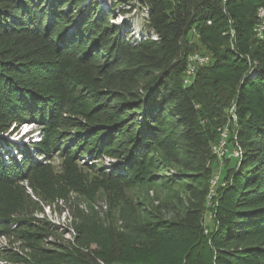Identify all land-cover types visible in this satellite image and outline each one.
Listing matches in <instances>:
<instances>
[{"label": "trees", "instance_id": "1", "mask_svg": "<svg viewBox=\"0 0 264 264\" xmlns=\"http://www.w3.org/2000/svg\"><path fill=\"white\" fill-rule=\"evenodd\" d=\"M111 1L0 0V132L33 123L41 134L30 148L0 139V185L16 187L49 163L30 151L117 158L121 172L103 176L142 180L158 146L189 179L178 209L148 216L133 227L140 236L76 223L75 241L50 253L40 244L58 236L51 222L2 216L0 237L20 226L40 242L0 255L9 264H264V38L253 30L264 0ZM132 3L142 16L138 36L125 21L132 7L121 6ZM198 51L209 62L188 84V58ZM224 126L219 158L213 146ZM215 166L223 169L212 189Z\"/></svg>", "mask_w": 264, "mask_h": 264}, {"label": "rangeland", "instance_id": "2", "mask_svg": "<svg viewBox=\"0 0 264 264\" xmlns=\"http://www.w3.org/2000/svg\"><path fill=\"white\" fill-rule=\"evenodd\" d=\"M88 1L85 0V3ZM97 1L104 7H109L112 2L111 0ZM121 6L132 7V12L127 14L125 21L134 22L136 30L132 33L138 36L142 16L139 11L136 12L137 5L132 3L130 5L121 4ZM112 21L121 23L122 18L115 13ZM72 74L81 75L79 70L76 74ZM234 116L233 114V119ZM38 130L37 124L33 123H22L16 127L12 125L0 132V139H7L16 146L30 148L31 143L40 140L41 134L35 135V139L32 137L27 139V136L35 134ZM13 152L16 153L15 150ZM30 153L37 163L41 165L44 162L49 163L42 169L33 171L31 180L18 179V187L0 185V218L2 216H7L12 220L24 218L31 222L43 219V221H37L40 226L46 221L51 222V229L55 230L54 234L58 236L48 235L40 244L45 249H49L48 253L52 249H58L61 243L75 241L77 230L74 229V224L76 223L92 225L94 226L92 230H99L102 226L119 233L120 237L140 236V234H135L136 230H133V227L142 226L148 216L153 213L169 216L178 209L179 197L183 195L184 182L189 180L182 174L183 169L168 159L158 146L153 147L152 153L147 155L144 167L139 169L143 170L144 179H136L133 182H127L124 178L102 175V169L109 173H115L118 170L121 172V167L117 166L120 164L117 158L105 156L100 161L91 160V157L86 154L74 155L72 158L54 155L49 160V157L41 153L36 155V151H30ZM230 155L232 156L230 165L233 166L238 152L234 150ZM18 159L21 161L22 157L18 156ZM92 162L94 165L91 164ZM222 169L221 166L213 167L212 189L215 188L219 177L218 172ZM210 204L211 201H208L207 205ZM12 220L8 221V226L15 229L16 226ZM6 221H3V224ZM204 221L212 224L213 217L210 210L205 212ZM28 227L30 230H40L39 226ZM17 229L15 232L10 229L9 236L0 237V248L17 249V246L23 244L26 250H29V246L36 247L39 244L40 241L31 239V236L34 238L35 235L28 236ZM97 233L92 231L91 236L94 237ZM89 244L92 249L97 247L95 241L91 240ZM0 260H2L0 264L10 263L2 258V255H0Z\"/></svg>", "mask_w": 264, "mask_h": 264}, {"label": "built area", "instance_id": "3", "mask_svg": "<svg viewBox=\"0 0 264 264\" xmlns=\"http://www.w3.org/2000/svg\"><path fill=\"white\" fill-rule=\"evenodd\" d=\"M256 36L260 39L264 38V6H260L257 9L256 12V22L254 24L253 28ZM199 62H209V56L205 54H200L198 52L191 54V59L188 61V67L186 69L185 77L184 79L188 84H191L195 74L196 70L199 66ZM220 141L213 147H220V154H216L219 158H221L223 155H225L227 151V139L229 136V128L228 126H224L223 128H220Z\"/></svg>", "mask_w": 264, "mask_h": 264}, {"label": "bare ground", "instance_id": "4", "mask_svg": "<svg viewBox=\"0 0 264 264\" xmlns=\"http://www.w3.org/2000/svg\"><path fill=\"white\" fill-rule=\"evenodd\" d=\"M190 59H191V54L189 55L188 61H190ZM205 63H207V62H199V65H203V64H205ZM185 82H186V80H185ZM214 149H215V152H216L217 154H220V147H215ZM214 185H215V184H214Z\"/></svg>", "mask_w": 264, "mask_h": 264}]
</instances>
